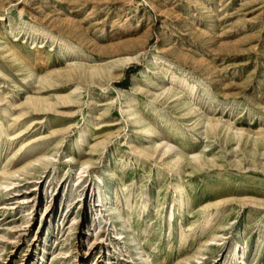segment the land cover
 I'll return each instance as SVG.
<instances>
[{
    "label": "rangeland",
    "instance_id": "374dc122",
    "mask_svg": "<svg viewBox=\"0 0 264 264\" xmlns=\"http://www.w3.org/2000/svg\"><path fill=\"white\" fill-rule=\"evenodd\" d=\"M242 251L264 264V0H0V264Z\"/></svg>",
    "mask_w": 264,
    "mask_h": 264
},
{
    "label": "bare ground",
    "instance_id": "6f19581e",
    "mask_svg": "<svg viewBox=\"0 0 264 264\" xmlns=\"http://www.w3.org/2000/svg\"><path fill=\"white\" fill-rule=\"evenodd\" d=\"M160 146H163L164 147V150H163V152L161 154L162 156H165L166 154L169 153V154H171V157L173 158V161L176 160L177 158H179L180 150L178 149V147H176V146H170V145H160ZM111 175L113 176L114 173L111 172ZM113 177H115V176H113ZM185 198H186V192L184 191V189L182 187H179L178 195H177V200L176 201H177V207L180 210V212H182V211L185 210ZM240 248H241V246H240ZM239 264H246V261H245V258H244V252L243 251L240 254Z\"/></svg>",
    "mask_w": 264,
    "mask_h": 264
}]
</instances>
